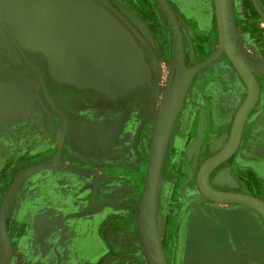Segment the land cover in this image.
Segmentation results:
<instances>
[{
  "label": "rangeland",
  "instance_id": "374dc122",
  "mask_svg": "<svg viewBox=\"0 0 264 264\" xmlns=\"http://www.w3.org/2000/svg\"><path fill=\"white\" fill-rule=\"evenodd\" d=\"M135 1L137 4V8L143 14L144 9L146 7V3L151 4L152 11L150 12V15H144L151 20L154 30L159 36L161 34V23L158 22L156 19L159 18L158 12H160L161 14L162 12L160 11L156 3L153 1L151 2L150 0ZM204 1V5L206 8L205 15L208 20V23L211 24L209 25V29H212L210 33H207V40L209 42L207 44L206 49L207 53L210 50L213 40H215L214 44H217V29L214 19L215 13L213 0ZM169 2L172 4L173 8L176 10V13L180 18V22L184 31V39L186 42V62L188 66H191L198 62V59L195 54L193 44V32L195 31L194 23L192 21V18L189 16V12L187 10L189 0H169ZM111 4L112 5H110V7L117 12L118 17L122 20V22L127 24L138 37L139 44L142 50L145 53H148V60L151 62L153 58V60L155 61L154 79L152 80V82L149 83V85L145 86L144 88H140L138 90V93H136L135 95L136 98H134V103L137 104L136 106H138L139 112L138 110H136V117L134 114L133 117L135 118H131V120L127 119V122L128 124H130L131 127H136L141 121L144 120L143 117L145 115L144 113H142V109H140L139 105L142 103L149 104L150 114L147 115L149 118V122L147 124L148 127L144 128L143 130L141 129V131L137 135V137L139 136V141H141L139 143L140 148L135 149L133 152H130L132 156L131 161H127L128 159L124 158V162L134 163L136 161V165H124L125 171H119L120 169L118 170L116 167V169L114 170V166L109 167L106 166V164L104 165L99 162L98 159L100 158L98 156V152H100L101 154V151H98L97 149L94 151V159H96H93L94 163H89L88 161L89 164H87V168H83L85 169L83 170L85 172L78 173L71 170H67L62 166H59L54 161L53 157L50 161H46L41 164H53L52 167L39 171L37 170L29 174L19 184L9 205V210L11 209L14 212V219H10V221H16L18 219H21L24 220L27 225H32L34 223V217L37 211H45L47 213L46 215L48 218H40L38 222H40L42 225H44V227H46L48 231L47 237H51V241H46L50 246V254L48 255V258L51 257L55 260V255H59L60 258L62 254L67 255V252H64L63 249H66L65 245L69 242V247H67V249L68 252H71L70 254L73 255L74 258L71 256V259H74L75 263L71 260V263L68 264H93V261H91L90 263V259L95 258L99 255H104L105 250L107 251L108 255V257L105 259L106 262H95V264H120L119 261L122 259L120 254H122V252L117 250H119L118 242L119 240H121L119 239L121 236L118 235L119 233L116 230L112 233H108V235L106 236L107 243L100 241V244L99 242H97L95 245L97 246L96 252H94L88 251L90 246L89 243L92 244L93 242L92 240H90L91 237L89 239V236L85 237V234L83 233L84 237L82 238V242L85 245V250L81 249L79 251L77 249V244L83 243L79 242V239H77L76 233L80 231L77 230V228L85 227V225H79L77 223L78 221H73L72 219H70V224L65 225V229H67L66 232H60V223L58 224V221H55L54 218L58 215V210H65L66 212L68 209H70L68 211L70 212L74 208H72L73 203L71 204L72 206H67V208L64 207V209L63 206H61L60 208V205H58L59 207H56V203L52 201L53 196H55L54 191L52 190V188H50V183L52 181V173L55 174V170L60 171L62 174H65V176H70V178H79L78 181L82 182L85 176H87L85 178H90V180H93V172H96L98 178L97 200L100 197H109L113 201L118 203L124 199H132L139 201L142 196L144 178L146 176L147 171L150 146L152 143L153 126L154 121L156 119L158 104L164 98V88L168 85V83H173V78L171 82H169L171 74L170 69L172 66L173 59L171 43L172 40L168 24L166 22L164 23L165 18L163 14L162 16L164 20L162 22L164 23V36L162 39L166 40V42L168 41V44L166 43L167 45L165 46V49L168 51L167 56H165L164 52L162 51L163 48L160 42L155 41L156 44L153 43L154 41L148 32L149 30L146 23H142V21L135 17L133 14H131L130 11L123 8V5L120 6V3L117 4L111 2ZM246 8H249L250 10L248 15L250 18H248L246 15L245 16L247 18L242 16V24H244V20H247L250 23L252 22L253 24L255 20V13L251 9V7ZM200 19L203 20V17ZM196 25L200 26V22L197 21ZM204 29L206 28L204 27ZM199 34L200 33L198 30L195 39L197 49L199 43ZM147 44H149L150 46L148 47ZM152 47H154V51L156 52V54H153ZM18 57L19 56L14 55L0 56V80L8 82L12 85H21L24 83H29L28 87L30 89V94L32 95L33 100L31 98L27 106H23L19 109V111H11V113L6 115L5 117H0V127L5 125L6 127H9L11 130L15 131L21 128L22 126L27 127V124L34 120L35 113H38V89L41 91V87H39V85H41L39 82L42 76L41 73L44 74V82H46L50 94L54 95V101H50V103L48 102L46 105L47 101H45L42 94V97L45 102L43 101L40 105V111L45 112L46 114H50L52 112L54 113V115H56L55 117L59 122L58 134L60 137L64 129V120L61 118V116L56 114L55 110L52 107L54 104H57V106L66 116L71 115V117H74V125L78 127L79 124L76 120V117L71 111L72 109H74L73 107L82 108L83 113H98L101 110L108 108L114 110L113 108H115L117 104H120L118 102V99H110L105 94L95 91L93 89L78 88L64 84L53 78V76L47 70H43L40 73L38 70L32 68V66L30 65L25 67H19L18 65H14L13 60L17 59ZM219 65H223L226 68H229V72L233 73L232 81L229 82L227 77L226 79L224 77H216V75L214 74L216 70L215 68ZM252 70L260 84V104H264V72L255 67H253ZM175 75L176 69L175 71H173V77H175ZM224 81H226L227 83H224ZM227 84L228 86H230V89H228L229 87L227 86ZM203 86H206L207 88L211 86L210 90H212V87L214 86L218 87V92L220 94H223L221 95V97H219V100L222 102V105L226 112V116H224L223 110L220 107L221 105L219 104H217V107H214L212 115L208 116V113L205 110V108L209 106L207 105L208 101H206L207 97H201V95L204 94L202 90ZM246 93L247 91L244 83L239 79V76L233 68L230 60L227 58V56H224L220 59L219 63L205 68L202 73H200L198 76H195L191 85V89L183 100L166 147L157 193V217L159 234L171 264H222L221 256L224 257V253L220 250L222 248H214L211 246V240L213 238L221 237L215 235V230L218 228L211 221V214L215 211H230L232 210V208H235L236 205H223L214 203L206 199L198 189L197 173L201 164L207 158H210L215 153H217L226 143L230 132L232 118L238 111L242 101L245 99L247 95ZM200 97L201 99H199ZM202 99H204V103L199 101H202ZM257 109L259 108H256V110ZM209 118H211L213 124L215 125V135H213V137L211 138L208 137L206 134L207 127L209 124ZM91 122L94 124V129L92 130L94 139L98 141L96 145H102L104 146V148H110L109 150H107L109 152V155H107V157L110 159V161L114 162L115 160H117L119 154L125 155L126 153H129L127 150H124L125 147L120 144L123 139L121 138L122 136H118V132H122V129H124V124L121 129V127H117V125L115 124L97 125L99 121L96 119L92 120ZM90 129L91 128L86 129V133H84L83 139L85 143L90 142L93 144V138L90 135ZM130 130H132V128H130ZM107 134L111 135L107 136ZM59 136L56 141V148L58 150L60 148ZM106 141L109 143H101ZM127 142H130V140L127 139ZM253 142L255 145L257 143H260L259 140H253ZM119 148L121 151L119 150ZM253 148L254 146L251 148V154H254ZM102 153L105 156L106 152ZM135 155H137V158ZM20 157L23 156L21 155ZM20 157H17V159H19ZM24 157L27 160L36 159L38 158V152H35L34 154L30 155H28L27 152V154L25 153ZM95 157H97L98 159ZM228 162H225L220 168L215 170L211 176L212 186L216 187L219 190H230L236 187L232 181V177L229 176L227 171H222L223 169L225 170ZM7 167L8 166L4 167L2 171H0V214L9 188L15 182V178H17L22 172L26 170L38 167V164L30 165L27 167L21 165L20 167L22 168L17 169L15 174L19 172L20 169H22L20 171L21 173L19 172L16 175V177L9 184L10 186L7 189H3L5 186L4 184H6L5 182L9 177ZM72 168L82 170L77 167ZM108 169L110 171H108ZM39 177L40 179L42 177V180H44V178L46 177V182H41L43 186L38 191ZM111 177L116 178L111 179ZM75 180L77 181V179ZM75 182L74 180H70V184L66 185L65 183L64 185L62 184L63 186L61 187H63V192H69L71 197H74L73 201L75 205H77V203L84 202V204L90 210L92 219L85 221L88 224V229L86 228L87 231L90 230L93 225L94 227H96L98 223L96 232L100 238H104L105 232L109 228L114 227V223H116V226L118 225L119 221L114 222L115 220H119L120 218H124L126 221H129L130 219L132 220L133 215L131 213L127 216L124 214L116 215L113 213L116 212L121 206H114L113 204L100 207L99 204L92 202L91 199L93 198L94 193L93 181L87 184V186L85 185L83 187L82 184L76 185ZM82 197L86 198H84L83 200ZM105 210L107 212H104ZM64 214L65 213L62 212L63 216ZM73 215L67 216L66 214L65 216L67 218H72ZM36 217H38V212L36 214ZM100 217L101 219L98 222V219ZM49 218H51L50 222ZM41 227L43 228V226ZM18 228L20 229V227ZM19 229H15L13 225L11 226V233L9 235L11 239L14 240L15 238H18L17 233L20 232ZM72 229L75 230L73 231ZM39 230L40 228L38 229V232ZM87 233V235H89V232ZM21 235H23V233H21ZM1 237L2 236L0 232V238ZM25 238L26 236H23L21 240H24ZM29 240H34L33 228L30 232ZM134 241L137 244L134 247L137 250L136 253L141 256H145L139 236L137 239H134ZM32 242L33 241H31V244ZM239 251V248L236 249L234 247H230L229 253L227 254L228 260H232L230 264H249L250 262L247 261L253 258L250 256L241 258L240 254H242V252ZM41 258L42 256L38 257V262L36 264H64L61 263L62 260L60 258H57L55 262L47 261V263L40 261ZM65 258L68 259L70 257L66 256ZM145 264H149V262L146 261Z\"/></svg>",
  "mask_w": 264,
  "mask_h": 264
},
{
  "label": "water",
  "instance_id": "95a60500",
  "mask_svg": "<svg viewBox=\"0 0 264 264\" xmlns=\"http://www.w3.org/2000/svg\"><path fill=\"white\" fill-rule=\"evenodd\" d=\"M23 1L20 0L22 4L17 3L16 5L12 0L11 4L9 2L2 4L0 0V48L5 45L2 43L1 36L2 22H6L7 28L10 26L12 31L11 38H16L25 48L31 50L38 43V48L43 51L44 57L51 67L50 74L64 84L93 89L105 94L110 99H115L150 82L152 74L144 51L137 46L129 31V26L123 25L119 21V17L117 18L111 7L106 8L94 0H34L38 4V9L34 13L35 15H27L24 9L21 10V7H27L26 4L29 3H26L27 0ZM156 2L162 9L172 31L174 51L169 82L173 78V83L172 85L168 83L166 86L158 112L148 176L141 196V203L136 200H127L123 203H132L138 209L140 234L149 264H169L157 225V193L166 147L194 75L224 53L231 59L244 79L248 87V95L237 112L228 142L222 150L202 165L199 172V185L206 199L223 205L247 206L264 219V202L262 200L246 194L220 192L215 190L210 183L211 173L228 160L238 148L244 124L259 99V86L252 68H258L264 72V65L250 60L241 52L234 24L232 0H215L220 46L204 62L187 69L184 63V42L175 14L167 0H156ZM12 4L16 6L17 11L16 9L12 10ZM128 60L133 63L135 67L133 72L135 73L124 78L125 81L123 79L114 81L118 84L121 93L110 92L102 85L85 80L82 75H86L89 69L97 70L99 66L101 70L103 68L110 70L117 61L121 63L118 67H122V63ZM118 67L116 66V69L119 71L123 69ZM175 69L176 75L173 77ZM28 85V83L12 85L0 80V104L2 106H0V117H5L11 111H19L23 105L27 106L32 98ZM47 97L49 99L48 95ZM21 98H24V100L22 99L24 102H20ZM53 108L60 114L54 105ZM65 122L60 149L68 131V121ZM55 162L67 170L78 173L85 172L63 165L58 156ZM52 165H39L22 172L7 194L0 215V232L5 242L6 254L0 264L6 262L11 255L6 215L14 193L29 174L37 170L48 169ZM93 173L95 176L93 199L96 202L98 181L96 172ZM107 200L114 205H121L110 199Z\"/></svg>",
  "mask_w": 264,
  "mask_h": 264
},
{
  "label": "flooded vegetation",
  "instance_id": "af4514ba",
  "mask_svg": "<svg viewBox=\"0 0 264 264\" xmlns=\"http://www.w3.org/2000/svg\"><path fill=\"white\" fill-rule=\"evenodd\" d=\"M109 1L112 2V3H117V4L120 3L121 4L120 6L123 5L122 7L127 9L128 11H130L131 14H133L135 17L141 18L142 23H144V24L146 23L147 24V27H148V30H149L148 32H149L150 36L152 37V35H153L156 38V40L158 42H160V44L162 45V48H163L162 51L164 52L165 56H167L168 51L165 49V46L168 44V41L166 42V40H164V39L162 40V38L164 36L163 24L166 22V20H164L162 14L160 12L157 11L159 18L156 19L158 22L161 23V26H160L161 27V34L158 36L156 34V31L154 30V27L152 25L151 20L149 18H147L137 8V4H136L135 0H109ZM167 2L169 3L170 7L172 8V10H173V12L175 14V17H176V19L178 21V24H179V27H180V31H181V34H182V38H183V42H184V63H185V66H187L186 68L190 69V68H192V67H194V66H196V65H198V64H200L202 62H204L206 59H208L211 55H213L217 51V49H218V38H217V44L216 43L214 44L215 40H213V43H212V45L210 47V50L207 53L206 52H204V53L201 52L202 51L201 48L205 46V40H207L206 39V37L208 36L207 33L208 32L210 33L212 31L211 28L209 29V25H211V24L208 23V20H207L206 15H205V12H206V8H205V5H204L205 1L204 0H202V1L201 0H189V4L187 5V10L189 12V16L192 18V21L194 23L195 31L193 32V44H194V49H195L194 51H195V54H196L197 59H198V62H196L195 64H193V65H191L189 67L187 65V62H186V42H185V39H184V31H183V28H182V25H181V22H180V18L178 16V14L176 13V10L173 8L172 4L169 2V0H167ZM195 5H197V6H195ZM245 6L246 7H251L253 12L255 13V17H254L255 20H254L253 24H252V22L250 23L247 20H244V24H242L243 23L242 22V19H243L242 16H244L245 18H247V17L250 18L248 16L250 10H249V8H246ZM198 7H199V10H198ZM232 10H233V16H234V24H235V29H236V35H237V38H238V42H239V44L241 46V52L245 56H247L250 60H252L254 62H257V63H260L261 65H264V0H232ZM214 13H215V10H214ZM202 17H203V20L200 19ZM214 19H215V23H216L215 16H214ZM163 20H164V23L162 22ZM197 21L200 22V26L196 25ZM254 24H255V26H254ZM141 25H143V24H141ZM204 27L206 29H204ZM216 29H217V24H216ZM198 30H199L200 34L198 35L199 43H198V49H197V46H196V43H195V39H196V33H197ZM217 36H218V30H217ZM171 43H172V51H174V44H173L172 41H171ZM19 56H20V57H18L19 59H16L17 60V64H18L19 67H25V66L30 65L35 70H38V67H37L38 66V59L35 56L30 55V54L19 55ZM224 56H227V55L225 53L222 54L216 61H214L213 63L209 64L208 66L200 69L194 75V77H193V79H192V81L190 83L188 92L191 89V85H192V82H193L195 76H198L200 73H202L205 68H208V67H210L212 65H215L216 63H219L220 59L223 58ZM227 58L229 59L228 56H227ZM34 61H35V63H34ZM35 64H36V66H35ZM233 68H234V66H233ZM215 69L216 70H215L214 74L216 75V77H222V78L224 77L225 79L227 77L229 82L232 81L233 73L229 72V68H226L223 65H221V66L219 65ZM38 71L41 73L43 70H38ZM41 75L42 76H41V78L39 80V82L41 84V85H39V87H41V91L38 89V113H35L34 120L29 122L27 124L28 125L27 127L26 126H22L21 128H19L18 130H15V131L11 130L9 127H6L5 125L0 127V171H2V169L4 167L8 166L7 167V169H8L7 171L9 172V177L7 178V181L5 182L6 184L3 183L5 185L3 189H5V188L7 189L10 186L9 184L13 181V179L16 177V175L22 170V169H20V171L15 174L17 169L22 168V167H20L21 165L27 167V166H30V165L41 164V163H44L46 161H49V159L48 160H44V158H40V159L36 158V159H33V160H30V159L27 160L24 157V155H25V153L27 154V152H28V155L34 154L35 152H38V145L39 144H40V146L41 145L46 146V144L48 143V142L46 143V140L50 136L49 133L51 131L56 133L59 136V134H58V123L59 122H58V120L55 117L56 115H54V113H52V112L50 114L49 113L46 114L45 112H41L40 111V105L42 104L44 99H45V101H47L46 105H47L48 102L50 103V101H54V95L50 94V92L48 90V87L46 85V82H44L45 81L44 80V74L41 73ZM254 77H255V79H256V81L258 83V86H259V99H258L259 103L257 105L258 107H255V109L252 111V113L254 111H259L260 114L258 116V119H254L250 123L251 126H250V128L247 131H245L246 129H245V126H244V130H243L241 141H242L243 148H245L247 146L246 147L247 148L246 151H248V148L250 149L253 146H256V148H257L256 152H258L260 157H261V156H264V146L260 142V138L261 137H263V139H264V135H263V133H264V104H260V100H261L260 84H259V81H258L257 77L255 75H254ZM239 79H241V78H239ZM224 83H227V82L224 81ZM212 85H218V84H212ZM227 86H228V84H227ZM228 87H229L228 89H230V86H228ZM217 88L218 87L214 86V87H212V90H210L211 86L209 88H207L206 86L202 87V90H203L204 94L201 95V97L206 96L207 97L206 101H208L207 105H209V106H207L205 108V110L208 113V116L212 115L214 107L218 106L217 104L221 105L220 107L223 110L224 116H226V112L224 110L222 102L219 100V97H221V95H223V94L222 93L220 94L218 92ZM42 94H43L44 99L42 97ZM47 95L49 96V99H48ZM201 97L199 99H201ZM32 100H33V98H32ZM75 101H77V100H75ZM199 101L203 102V103L205 102L204 99H202V101L201 100H199ZM244 101H245V99L242 101L241 105L243 104ZM161 104H162V101L158 104L157 114L159 112ZM259 104L261 105V109H257L256 110V108H259V106H260ZM136 105L137 104H135L134 102L131 103V104L130 103H128V104L120 103V104L116 105L117 109H116V107L113 108L114 110H112L111 108L103 109V110H101L98 113H96V112H92V113H86L85 112V113H83L82 108L73 107L74 109H72L71 111L74 114V116L76 117V120H77V122L79 124V127H78V126L74 125V121H73L74 117H71V115L70 116H68V115L66 116L65 114H63V112L60 110V108L57 106V104L56 105L54 104V106L60 112V114H58L55 111L56 114L61 116V118L64 120V128H65V123H66L65 121L66 120L68 121V131H67V134L64 137V143H63L62 148L61 149L59 148V150H58L56 148V144H55V150L52 152V155L54 157V161H56L57 156H58L59 160L61 161V163L63 165L70 166V167H77V168H80L82 170H85L83 168H87V164L94 163V160H96V159H94V156H95L94 151L97 150V149H93L94 151H90V152L85 151V152L82 153V155H81V152L78 150V148L81 145L82 146H86L87 144H89L90 146H92L94 144V141H93V144L90 143V142H86L85 143L84 139H83L84 138V133H86V129L91 128L90 132L92 133V130L94 129V127H93L94 124L91 121L94 120V119L99 121L97 123V125L115 124V125H117V127H121V129H122L123 124H124V131L127 128L128 132L131 134V136L126 135V136H123L121 138L125 137L126 139L130 140V143H133V146H135L136 149H139L140 148L139 147L140 146L139 143L141 141H139V138H138L139 136L137 137V135L141 131V129L143 130L144 128L148 127L147 124L149 122V120H148L149 118H148L147 115L150 114V109H149V104L148 103L140 104L139 105L140 109H142V113L145 114L144 117H143L144 123H143V121H141L136 127H131L130 124H128L127 119L131 120V118H135L136 117V110H138V112H139V108ZM241 105H240V107H241ZM205 110H203V111H205ZM75 113H76V115H75ZM134 114H135V117H133ZM157 114H156V118H157ZM235 115H234V117H235ZM234 117L232 118L230 132H231V128H232ZM249 118H248V120H249ZM53 121L55 123V126H54ZM155 123H156V119L154 121L153 133H154V130H155ZM254 123H256L257 126L256 125L254 126L253 125ZM214 126L215 125L213 124V121L211 120V118H209V124H208V127H207L206 134L210 138L213 137V135H215ZM130 128H132V130H130ZM251 128H253V129H251ZM38 130L41 133V136H40L41 138H38ZM250 130H255V132L251 133L253 131H250ZM230 132H229V136H228V138L226 140V143L229 140ZM91 133H90V135H91ZM118 133H121V132H118ZM125 133L128 134L127 132H125ZM63 134H64V129H63L61 137L59 136L60 137L59 138L60 143H61ZM110 135L111 134H107V136H110ZM119 135L121 136V134H118V136ZM68 136L69 137L72 136V138H73L72 140L73 141L75 140L74 142H76V144H74V142H73L74 145H73V147L71 149H70V147L68 146V143H67V137ZM39 139H40V143L38 144V140ZM123 140L124 139H122V141ZM253 140H259V142H260L259 144L260 145L258 143L255 145ZM109 141H111V140H109ZM226 143L224 144V146L226 145ZM240 144H241V142H240ZM240 144H239V146H240ZM98 146L99 147H95V148H99L100 150H98V151H101V154H100V152H98V156H99L100 159H98L97 157H95V158H97L100 163H102L104 165L105 164L106 165H115V164H118L120 162V160H121V158H120L121 155L120 154L118 155V159L117 160H115L114 162L110 161V159L107 157V155H109V152L107 150H109L110 148L109 147L108 148L107 147L104 148V146H102V145H98ZM224 146L220 150H222L224 148ZM119 150H120V148H119ZM46 152H47V149L45 147L44 149L41 150V152L38 153V156L45 155ZM102 152H104V153L106 152L105 156L103 155ZM217 153H215V154H217ZM246 154H248V153H246ZM246 154L242 158H240V157L236 158V157H234L235 156V153H234L228 160L225 161V162H228V161L229 162L227 163V166H226L225 170L224 169L222 170V171H227L229 176L232 177V181H233L234 185L238 188V190H236L234 188L230 189V190H228V189L227 190L226 189L219 190L216 187L212 186L215 190L220 191V192H232V193L246 194V195L253 196V197L257 198V199H260L259 197L264 194V187L262 189H260L258 184L253 180L254 179L252 177L253 175H251L248 172V170L246 169V168H252L251 165H247L246 163L252 161L251 159H253L252 157L250 158V156H248ZM21 155L23 157H20ZM88 156H90V157H88ZM213 156H211V157H213ZM17 157H20V158L17 159ZM210 158H207L203 163H205ZM241 160L243 161V165H242V161ZM76 161H77V163H76ZM88 161H89V163H88ZM90 161H92V162H90ZM244 161H246V162H244ZM79 162H81V163H79ZM121 162H122V165H123L124 160L121 161ZM225 162H223V164ZM203 163L201 164L199 169H201ZM57 164L59 166H61L59 163H57ZM124 164H125V166H129L130 162H124ZM223 164H221L215 170L220 168ZM78 166H80V167H78ZM81 166H82V168H81ZM233 166H236V169H238L239 172L244 174V175H242L243 178L241 177L242 179H236V177H234L233 173L231 172ZM108 171H110V170L108 169ZM119 171H121V170H119ZM214 171L211 173V176L214 173ZM238 171L235 172V176H237V174L239 173ZM58 172H60V171H56L55 170V172H54L55 174L52 173V181L50 183V188H52V190L54 191V194H55V196H53L52 201L56 203V205H57V206L55 205L56 207H59L58 205H60V208H61V206H63V209H64V207L67 208V206H72L71 204L73 203L72 208H74L70 212H68L70 210V209H68L66 211L67 213L65 212V210L64 211L58 210V212H57L58 215L56 217H54L55 221H58V224L60 223L59 227H60V232L62 233V232H66L67 229H65V225L70 224V222H71L70 219H72L73 221L74 220L78 221L77 223L79 225H81V224L83 225L85 223V221L89 220V218L91 219L92 216H91L90 210L84 204V202L77 203V205H75V203L73 201L74 197H71L73 199L68 200L69 201L68 203H65V204H61L60 203L61 202L60 200H67L66 198L68 197V195H70L69 192H63V187H61V186H63L65 183H66V185L70 184L69 183L70 180L71 181L74 180V182H75L76 181L75 179H77V178H75V177L74 178L73 177L70 178V176H65V174H62L61 172L58 173ZM93 175H94V173H93ZM211 176H210V183H211ZM94 178H95V176H93V183H94ZM42 179H43L42 177H41V179H40V177L38 179L39 180L38 181V191L43 186L41 182H44V181L46 182V177L44 178V180H42ZM78 179H77V181H78ZM77 181L75 182L76 185L81 184V181L80 182L79 181L77 182ZM97 181H98V178H97ZM11 188H12V186L9 188V191L11 190ZM9 191H8V193H9ZM58 194H59V198L57 197ZM97 194H98V192H96V202L94 201L93 198L91 199L92 202L99 204L100 207H103V206H106V205H113V203H111V202H109L107 200V199L112 200L109 197L108 198L100 197L97 200ZM127 200H132V199H124L121 202H119L121 205H114V206H121L122 207V206H124L126 204V203H123V202H125ZM127 204H129V203H127ZM81 206H85L86 207V210H85L86 213L84 215H82V213H80L81 211L79 209H80ZM133 206H134V204H133ZM37 212H38V217H36ZM37 212L35 213L34 223L32 225H30V224L27 225L24 222V220H21V219H18L16 221L15 220H11L10 221V219H14L13 218L14 212L11 209L9 210V208H8L7 215H6V227H7L8 235H10V233H11V226L12 225L15 227V229H19L18 225H20L19 226L20 227V229H19L20 232L17 233V237L18 238H15L14 240L10 238L11 242H12V244L10 245L11 246V255H10V258L6 262H4L3 264H7L12 257H15L17 255H22L21 257H25L26 256L25 257L26 258L25 259L26 260L25 264H34V262L32 260H34V256L35 255H36L37 260H38V257L42 256V258L46 257L49 262H55V260H57V258H60L59 255H57V256L55 255V257H54L55 260L53 258H51V257L48 258V255L50 254L49 247H46V250H44V247L41 244V243H46V244H48V243L44 239V235L42 234V232L41 231L38 232V229L41 227V224L39 225L40 222H38V220L40 218H43V217H46V218H48V217H47V215H46L47 213L45 211H37ZM62 212L65 213L64 216L62 215ZM66 214H67V216L68 215H73V214L74 215L72 216V218H67L65 216ZM242 217L245 218V214L244 213L233 212L232 210H230V211L229 210L215 211V212H213L211 214V221L218 228V229L215 230V232H216L215 235L216 236H221L219 238L218 237L217 238H213L211 240V246L214 247V248H216V247L222 248V249H220L224 253V257L221 256L222 257V259H221V263L222 264H230L232 262V260L231 261L228 260V257H227V254L229 253L230 247H232V248L236 247V249L239 248L240 249L239 252H242V254H240L241 258H245L246 257V254L244 252V248H243L242 244H240V241L244 237V234H242V232H240V233L235 232V229L237 230L238 228L233 223L234 220H237V218L242 219ZM100 219H101V217L98 219V222H99ZM50 221H51V218H49V222ZM24 225H25L24 228H26V229H22V226H24ZM86 225L88 226V224H86ZM97 225H98V223H97ZM97 225H96V227H94L95 233H96L95 237H94L95 239H93V236H92L94 231L92 232L91 229H90L91 232H89V235H87L88 233H85V237L89 236V239L91 237L90 240L93 241L94 245H96L97 242L100 243V241H102L104 243H107L106 236L108 235V233H112L113 231L116 230L119 233L118 235L121 236L119 239L124 240V244H126V242H127V247H129V248L131 247L132 248V250H130L129 252H132V254L135 253V255H136L135 257L140 256L139 254L136 253L137 250L134 248L135 245H136L134 239H137L138 236H139V234L137 232V217H136V215H135V218L131 222L129 220V221L124 222V224L109 228L105 232V237L104 238H100L98 236V234L96 232ZM157 225H158V217H157ZM87 226H85L84 228L88 229ZM89 226H91V225H89ZM32 228H33L34 240H37L36 243H38V247H36L37 244L35 243L34 240H30L29 241V236H30V232H31ZM27 230H29V233H28ZM72 230L74 231L75 229H72ZM90 230H88V231H90ZM130 230H132V233H130L131 232ZM158 231H159V228H158ZM21 233H23V235H21ZM23 236H26V238L24 240H21V238ZM8 237H10V236H8ZM83 237H84V234H81V231H79L77 233V239H79V242L83 241V239H82ZM131 238H132V240H130ZM18 239H20V240L17 242ZM47 239H48V241H51L50 240L51 237H49V238L47 237ZM80 239H82V240H80ZM0 240H1L2 244H3V252L0 254V261H2L4 259V257H5V254H6V247H5V242H4L2 237L0 238ZM140 240H141V238H140ZM20 241L22 242V244L29 243L30 251H28L26 249V252H23V251L21 252L19 250L20 248H18V246H16L17 244H21ZM31 241H33L32 244H30ZM68 243L65 245L66 249L65 248L63 249L64 252H67V255L62 254L61 258H60L62 260L61 263H64V264L71 263V260L75 263L74 259H71V256L73 257V255L70 254L71 252H68V249H67V247H69ZM238 243L240 245H238ZM116 244H118V243H116ZM74 245H76V244H74ZM71 246H73V245H71ZM162 246H163V244H162ZM96 247L97 246H95V248ZM31 249H32V251H31ZM77 249L79 251L81 249L85 250L84 243L83 244H77ZM163 249H164V246H163ZM262 250H264V248ZM38 252H39V255H38ZM43 252H44V255H43ZM104 252L107 253L106 250ZM164 252L166 254L165 249H164ZM125 254H128V253H125ZM66 256H69L70 258L66 259L65 258ZM128 256H133V255H128ZM261 256L264 258V251H257V255H256L255 258H259ZM166 257L168 259V255L167 254H166ZM42 258L40 259V261L45 262L44 259L42 260ZM144 258H145L144 259L145 262L148 261L146 255L144 256ZM138 260H140V258ZM105 262H106V260H105ZM168 262H169V264H171L169 259H168ZM249 264H254V263L250 262Z\"/></svg>",
  "mask_w": 264,
  "mask_h": 264
},
{
  "label": "crops",
  "instance_id": "0c3cea01",
  "mask_svg": "<svg viewBox=\"0 0 264 264\" xmlns=\"http://www.w3.org/2000/svg\"><path fill=\"white\" fill-rule=\"evenodd\" d=\"M94 1H96L97 3L101 4L102 6H104L106 8H110V5H112L109 0H94ZM114 13L116 14V16L118 18L117 12L114 11ZM138 19L141 20V18H138ZM119 21L123 25L125 24L124 22H122V20L120 18H119ZM2 24H3V27H2L3 28V32H2L1 39H2V43H4L6 45V47L4 45L2 48H0V56L6 55V54H8V55H14V56L30 54V55L35 56L38 59V70H47L48 72L51 71V67H49V65H48V63L46 61V58L44 57L43 51L40 48H38V43L31 50L25 48L20 41H17L16 40V38H13V39L11 38V32L12 31H11L10 26L7 28V23L6 22H2ZM130 29H129V31L133 35L134 40L137 43V46L139 48H141V46L139 44L138 37L136 36V34L134 33V31L132 29L131 30ZM152 39L154 41L153 43L156 44L155 41H157V40H156V38L153 35H152ZM147 45H148V47L150 46L149 44H147ZM152 49H153V54H156V52L154 51V47H152ZM145 55H146L148 64L150 65L151 74H152L151 75L150 82H152V80L155 77V61L153 60V58H152V61L151 62L148 60V53L147 52L145 53ZM17 59H19V58H17ZM13 61H14V65H18L16 59H14ZM150 82L144 84L143 86H140L139 88L131 91L128 94H125L124 96L115 98V100L118 99V102L119 103H123V104L124 103H126V104L133 103L135 101L134 98H136L135 95H136V93H138V90L140 88H144L145 86L149 85ZM258 103H257V105H258ZM256 107H258V106H256ZM259 109H261V105L259 106ZM251 114H250L251 116L249 115L250 118L248 117L249 120L247 119L248 121H246L247 123H245L246 124L245 125V129H246L245 131H247L250 128V126H251L250 123L254 119H258V116H259L260 112L259 111H254ZM253 125L255 126L256 123H254ZM251 129H253V128H251ZM122 130L123 131L121 133H118V134H121L122 137L123 136H126V135L131 136V134L128 132V129L127 128L125 129V131H124V129H122ZM250 131H253L251 133H254L255 132V130H250ZM125 132H127L128 134H126ZM49 134H50V136L46 140V143L48 142L46 144V146H43V145L40 146V144H39L40 143V139L38 140V144H39L38 145V153L41 152V150L44 149L45 147L47 149V152L45 153V155L38 156V159L44 158V160H48L49 159V161H50L52 159V157H53L52 152L55 150V144H56L58 135L56 133L52 132V131ZM263 135H264V133H263ZM40 136H41V133L38 130V138H41ZM91 137L93 138L94 144L92 146H90L89 144H87L86 146H82L81 145L78 148V150L81 152V155L85 151H87V152L94 151L93 149L100 150L99 148H95V147H98V145H96V143L98 141H96L94 139L93 133H91ZM72 139H73L72 136L71 137H69V136L67 137V143H68V146L70 147V149L73 147L74 144H76V142H74L75 140L73 141ZM123 139L124 140L122 142H120V144H122L125 147L124 150H127L128 152H132V151H134L136 149L135 146H133V143L129 144L130 142H127V139L125 137ZM73 142H74V144H73ZM240 142H241V144L238 147L237 151L235 152V156L234 157H236V158H238V157L242 158L246 153H248L246 155L250 156V158L251 157L253 158V159H251L252 161L246 163L247 165H251L252 168H246V169L248 170V172L251 175H253L252 177L254 179L253 178L252 179L258 184L259 188L262 189L264 187V156H261L260 157L259 153L256 152L257 151V148L255 146L253 148L254 154H251V148L250 149L248 148V151H246V149H247L246 147L247 146L245 148H243L242 141H240ZM260 142L264 146V139H263V137H261ZM101 143H109V142L106 141V142H101ZM120 158H121L120 162L118 164H115L118 167H116L115 165H106V166H109V167L115 166L117 169H120L121 168L120 169L121 171H125L124 170V166L122 165V162L121 161H123L125 159H128L127 161H131L132 156H131L130 153H126L125 155H121ZM81 162H79V163H81ZM244 162H246V161H244ZM41 164H38V166L41 165ZM242 165H243V161H242ZM235 170L238 171V169H236V166H233L231 172L233 173L234 177H236V179H242L243 178L242 175H244V174H242L241 172L238 171L239 173L237 174V176H235V172H236ZM58 173H60V172H58ZM85 177H87V176H85ZM85 177L83 178V181L81 182L82 187L85 186V185L87 186V184H89V183H91L93 181L92 179L90 180V178H85ZM112 178H116V177H111V179ZM234 189L238 190L237 187H235ZM57 197L59 198V194L57 195ZM82 198L84 200V198H86V197H82ZM259 198L262 201H264V194L262 196H260ZM66 199L67 200H60L61 201L60 203L61 204L68 203L69 202L68 200L73 199V198H71V195H68V197ZM81 207L79 209L81 211L80 213H82V215H84L86 213L85 212L86 207L85 206H81ZM232 211L233 212H240V213H244L245 214V218L244 217H242V219L237 218V220H234L233 223L238 228L237 230L235 229V232H237V233L242 232V234H244V237L241 239L240 244H242L246 256L247 257L250 256V257L253 258V259H251V260H249L247 262H253L254 264H264V258L262 256L259 257L260 259L259 258H255L256 255H257V251H264V250H262L264 248V219L257 212H255V211H253L251 209L245 208V207L236 206L235 208H232ZM104 212H107V211L105 210ZM113 213H115L116 215H123L124 214L126 216L131 213L133 215V218H132V220H133L135 218V215H136V210H135V207L133 206V204L132 203H129V204H125L124 206L118 208V210L116 212H113ZM132 220L130 219V222ZM116 221L117 222L119 221L118 225L124 224V222H126V220L124 218H120L119 220H115L114 222H116ZM85 223L87 224V222H85ZM85 223L83 225L86 226ZM115 224L116 223H114L113 225L116 226ZM19 226L20 225H18V227ZM24 227H25V225L22 226V229H26ZM77 230H80L81 231V234H83V233L85 234L87 232H91V230H92V232L94 231L93 234H92V236H93V239H95L94 237H95V234L96 233H95L94 225L92 226V228H91L90 231H87V229L84 228V227H82V228L79 227V228H77ZM27 231L29 233V230H27ZM130 231L129 232L132 233V230H130ZM42 234L44 235V239L48 242V239H47L48 233L47 234H44L42 232ZM76 235H77V233H76ZM19 240L20 239H18L17 242ZM130 240H132V238ZM34 241L36 243L37 240H34ZM118 243H119V248H118L119 250L118 251H120V252L123 253V254H120V256L122 257V259L119 261L120 264H145V260H144L145 258H144V256H141L140 255V256L135 257L136 256L135 253L132 254V252H129L130 250H132V248L131 247L130 248L127 247V242H126V244H124V240L121 239V240H119ZM30 244H31V242H30ZM36 244H37L36 247H38V243H36ZM41 244L44 247V250H46V247H50L46 243H41ZM240 244L238 243V245H240ZM59 245H61V244H59ZM89 245L90 246H89V250L88 251H94V252H96V248H95V245L93 244V242H92V244L89 243ZM16 246H18V248H20L19 250L21 252L22 251L23 252H26V249L28 251H30V249H29V243L22 244V242H21V244H17ZM2 252H3V244H2V242L0 240V254ZM125 253H128V254H125ZM128 255H133V256H128ZM21 256L22 255H17L15 257H12L7 264H25L26 263V260H25L26 259L25 258L26 256L25 257H21ZM99 256L90 259V263H91V261H93V264H95V262L102 263L108 257L107 253H105V252H104V255H102L100 257ZM138 257L140 258V260H138L139 259ZM36 259L37 258H36V255H35L34 256V260H32V261L34 263H37L38 260H36ZM43 259L47 263L48 259L46 257H44ZM97 260H99V261H97Z\"/></svg>",
  "mask_w": 264,
  "mask_h": 264
},
{
  "label": "bare ground",
  "instance_id": "6f19581e",
  "mask_svg": "<svg viewBox=\"0 0 264 264\" xmlns=\"http://www.w3.org/2000/svg\"><path fill=\"white\" fill-rule=\"evenodd\" d=\"M2 1V4H3V2L4 3H6V2H9L10 4H11V0H1ZM151 2L153 1V2H155L156 3V5L158 6V8L160 9V11L162 12V9L159 7V5L157 4V2H156V0H150ZM12 2H15L16 3V5H17V3H21L22 4V2H24L23 0H22V2H20V0H12ZM26 3H29V4H31V5H29V4H26L27 5V7H21V10H23L24 9V12L27 14V15H29V14H34V13H36V11H37V9H38V4H36V2H34V0H27V2ZM213 5H214V10H215V18H216V24H217V30H218V36H217V38H218V47L220 46V34H219V28H218V22H217V16H216V4H215V0H213ZM12 10H15L16 9V11L18 10L17 8H16V6L14 5V4H12ZM152 6H153V4H152ZM15 7V8H14ZM146 9V10H145ZM145 9H144V14H147V15H150V12L152 11L151 10V4H147L146 3V7H145ZM20 10V11H21ZM7 11H8V9H7ZM19 13V12H18ZM21 13H22V11H21ZM162 14H163V16H164V18H165V20H166V17H165V15H164V13L162 12ZM35 15V14H34ZM166 22H167V20H166ZM167 24H168V22H167ZM155 28H156V26H155ZM168 28H169V32H170V35H171V40H172V42H173V36H172V31H171V29H170V26H169V24H168ZM206 39H207V37H206ZM207 44H208V40H205V46L204 47H202L201 48V52H206V49H207ZM215 52V51H214ZM230 59V58H229ZM230 61H231V59H230ZM231 63H232V61H231ZM119 64H121L120 62H118L117 61V63H114L113 64V66L110 68V70H108V69H104L103 68V70H101V67L99 66V68L97 69V70H91V69H89V70H87V72H86V75H84V74H82L83 75V77H85L84 79L85 80H88V81H90V82H92V83H96L97 85H102V86H104L108 91H110V92H113V91H115L116 93H121L122 91L121 90H119L118 89V87L119 86H117L118 84H116L114 81H116V80H119V79H123L124 81L126 80V79H124V78H127V77H129V76H131V74H134L135 72H133L134 71V69H135V67H134V65H133V63L132 62H130L129 60L128 61H125L124 63H122V67H118L119 66ZM232 65H233V63H232ZM116 66L118 67V68H123L122 70H117L116 69ZM234 66V65H233ZM187 67V66H186ZM190 67V66H189ZM234 68H235V66H234ZM235 70H236V72H237V74H238V76H239V78H241L240 80L244 83V85H245V88H246V91H247V95H248V87H247V85H246V83H245V81H244V79L242 78V76L240 75V73L237 71V69L235 68ZM112 83V84H110V83ZM119 82V81H118ZM107 84H109V85H107ZM165 90H166V88H165ZM246 95V96H247ZM24 100V98H21V101L20 102H24L23 100ZM246 99V98H245ZM244 103V102H243ZM258 103V102H257ZM257 103H256V105L254 106V108L252 109V111L255 109V107L257 106ZM24 106V105H23ZM242 106V105H241ZM252 111L250 112V114L252 113ZM238 112V111H237ZM249 114V115H250ZM236 115H237V113H236ZM236 115H235V117H234V120H233V124H232V127H233V125H234V121H235V118H236ZM157 116H158V114H157ZM249 117V116H248ZM248 119V118H247ZM156 121H157V118H156ZM247 121V120H246ZM246 123V122H245ZM155 125H156V123H155ZM244 126H245V124H244ZM244 129V128H243ZM231 131H232V128H231ZM242 133H243V131H242ZM230 134H231V132H230ZM153 138H154V133H153V136H152V143H153ZM241 138H242V136H241ZM240 141H241V139H240ZM152 143H151V146H150V153H149V158H148V163H147V171H146V176H145V178H144V186H143V190H144V187H145V184H146V180H147V176H148V170H149V164H150V156H151V149H152ZM240 144V143H239ZM238 147H239V145H238ZM76 163H77V161H76ZM204 164V163H203ZM125 164H124V162H123V166H124ZM116 166V165H115ZM115 166H114V170L116 169L115 168ZM130 166H133V164H131ZM135 166V165H134ZM116 167H118V166H116ZM121 167V166H120ZM121 169V168H120ZM113 170V169H112ZM199 172H200V169H199V171H198V173H197V186H198V189H199V191L201 192V194L206 198V196L202 193V190H201V188H200V185H199ZM143 190H142V193H143ZM139 203H141V199H140V201H139ZM243 206V205H242ZM243 207H246V208H249V207H247V206H243ZM135 210H136V217H137V228H138V234H139V237L140 238H142L141 237V234H140V227H139V213H138V209H137V207H136V205H135ZM250 209V208H249ZM252 209V208H251ZM254 211V210H253ZM260 215V214H259ZM261 216V215H260ZM262 217V216H261ZM39 224H41V223H39ZM41 226H43V228L42 227H40V230L39 231H41V232H43L44 234H47L48 233V231H47V229H46V227H44V225H42L41 224ZM9 236V235H8ZM9 240H10V244H12V242H11V239H10V237H9ZM141 244H142V246H143V250H144V253H145V255H146V257H147V259H148V256H147V254H146V251H145V248H144V244H143V241H142V239H141ZM149 260V259H148Z\"/></svg>",
  "mask_w": 264,
  "mask_h": 264
},
{
  "label": "trees",
  "instance_id": "16d2710c",
  "mask_svg": "<svg viewBox=\"0 0 264 264\" xmlns=\"http://www.w3.org/2000/svg\"><path fill=\"white\" fill-rule=\"evenodd\" d=\"M135 156H136V158H137V155H135ZM136 160H137V159H136ZM131 164H133V166L136 165V161H135L134 163L131 162V163L129 164V166H130Z\"/></svg>",
  "mask_w": 264,
  "mask_h": 264
}]
</instances>
